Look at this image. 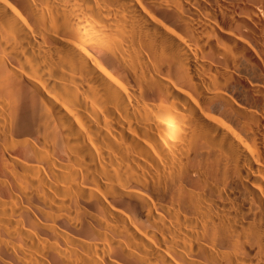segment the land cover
Here are the masks:
<instances>
[{
	"label": "bare ground",
	"instance_id": "1",
	"mask_svg": "<svg viewBox=\"0 0 264 264\" xmlns=\"http://www.w3.org/2000/svg\"><path fill=\"white\" fill-rule=\"evenodd\" d=\"M0 264H264V0H0Z\"/></svg>",
	"mask_w": 264,
	"mask_h": 264
}]
</instances>
